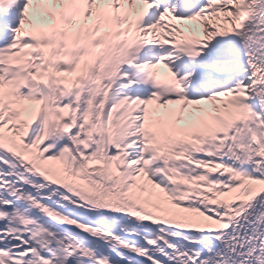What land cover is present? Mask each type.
Instances as JSON below:
<instances>
[{
  "label": "snow or ice",
  "instance_id": "snow-or-ice-1",
  "mask_svg": "<svg viewBox=\"0 0 264 264\" xmlns=\"http://www.w3.org/2000/svg\"><path fill=\"white\" fill-rule=\"evenodd\" d=\"M0 18V264H264V0Z\"/></svg>",
  "mask_w": 264,
  "mask_h": 264
}]
</instances>
